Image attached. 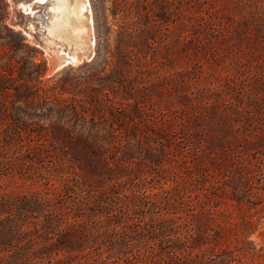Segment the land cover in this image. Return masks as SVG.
Returning <instances> with one entry per match:
<instances>
[{"label":"rangeland","instance_id":"1","mask_svg":"<svg viewBox=\"0 0 264 264\" xmlns=\"http://www.w3.org/2000/svg\"><path fill=\"white\" fill-rule=\"evenodd\" d=\"M28 1L0 0V195L49 206L11 250L264 264V0H88L94 54L61 69Z\"/></svg>","mask_w":264,"mask_h":264},{"label":"bare ground","instance_id":"2","mask_svg":"<svg viewBox=\"0 0 264 264\" xmlns=\"http://www.w3.org/2000/svg\"><path fill=\"white\" fill-rule=\"evenodd\" d=\"M89 3L88 0H29L19 3L18 9L24 12L27 29L21 25L17 28L23 29L29 38L35 39L37 46L53 56L57 68L76 65L83 58L91 59L94 54L93 17ZM42 7L50 10L45 13L48 18L41 23L40 34L37 35V24L32 21L38 14L37 9Z\"/></svg>","mask_w":264,"mask_h":264},{"label":"trees","instance_id":"3","mask_svg":"<svg viewBox=\"0 0 264 264\" xmlns=\"http://www.w3.org/2000/svg\"><path fill=\"white\" fill-rule=\"evenodd\" d=\"M5 142L11 143V139H6ZM4 197L0 195V264H37L31 242L28 245L23 243L19 250H11L15 239L13 232L16 230L22 232L35 215L44 214L46 207L49 206L48 201L39 193L25 196L20 200ZM252 204L258 211V220L264 218V206L260 207V203ZM62 220L61 213L54 219L49 217L46 228L51 229L55 222L60 223ZM26 236L27 234L24 235V238Z\"/></svg>","mask_w":264,"mask_h":264},{"label":"water","instance_id":"4","mask_svg":"<svg viewBox=\"0 0 264 264\" xmlns=\"http://www.w3.org/2000/svg\"><path fill=\"white\" fill-rule=\"evenodd\" d=\"M19 10V9H18ZM20 11V10H19ZM19 23V24H18ZM17 23V25H21L24 29H27L26 27H27V25H26V23L24 22V20L23 21H20V22H18Z\"/></svg>","mask_w":264,"mask_h":264}]
</instances>
